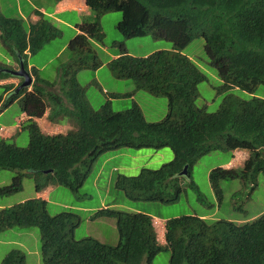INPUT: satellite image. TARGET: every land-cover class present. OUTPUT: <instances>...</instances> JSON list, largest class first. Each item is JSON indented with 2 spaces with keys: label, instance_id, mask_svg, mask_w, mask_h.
Segmentation results:
<instances>
[{
  "label": "trees",
  "instance_id": "1",
  "mask_svg": "<svg viewBox=\"0 0 264 264\" xmlns=\"http://www.w3.org/2000/svg\"><path fill=\"white\" fill-rule=\"evenodd\" d=\"M85 4L90 12L76 24L78 32L67 44L71 57L60 72L58 91L50 90L57 81L43 79L34 66L29 68L34 77L30 89L16 91L14 83L0 84V113L18 101L21 113L28 117L24 128L29 133L25 147L0 139V169L17 171L0 192L21 190L24 176L33 179L36 191L48 184L77 191L95 159L106 151L168 147L174 154L171 161L158 169L141 168L137 175L119 174L115 188L131 200L173 203L184 190L181 180L186 176L179 174L184 166L190 176L194 162L211 151L245 150L248 157L242 168H213L209 183L219 199L221 181L235 178L250 187V194L256 177L264 175V98L226 94L215 111H207L196 100L198 84L208 77L182 50L203 38L209 63L221 79L219 92L237 87L253 94L264 84V0H85ZM110 11L121 12L117 30L124 37L151 35L172 43L171 49L136 56L117 41L113 45L119 53L108 61L114 77L132 80L135 90L166 97L167 112L159 121L146 120L135 101L128 109L113 111L110 98L117 93L94 110L77 81V70L102 66L92 41L103 43L100 17ZM36 13L39 19L25 25L22 18L5 16L0 10L1 41L27 69V56L61 33L47 16ZM7 68L12 66L0 63V81L15 77ZM47 108L50 123L59 124L64 115L74 121V128L45 133L36 119ZM190 186L196 187L192 182ZM100 217L114 218L115 245L91 236L76 240L78 215L72 211L50 215L47 201L40 197L0 209V233L37 227L42 264H152L166 248L169 264H264V211L243 223L195 214L167 219L164 245L159 244L148 213L105 206L91 219ZM0 264H26L25 255L13 249Z\"/></svg>",
  "mask_w": 264,
  "mask_h": 264
},
{
  "label": "rangeland",
  "instance_id": "2",
  "mask_svg": "<svg viewBox=\"0 0 264 264\" xmlns=\"http://www.w3.org/2000/svg\"><path fill=\"white\" fill-rule=\"evenodd\" d=\"M1 10L8 17H18L14 12L21 8L24 12H30L37 8L41 0H10V7H6L3 1ZM52 0H45V7L52 9ZM16 12L20 13L18 10ZM49 18L53 26L60 30V35L45 43L37 52L30 54L28 62L35 63L40 68L39 75L50 82L57 83L50 90L58 91L61 87L60 72L70 61V51L67 49L69 40L77 33L75 24L81 22L79 12L70 11L63 14L67 24H59ZM122 17L119 11H110L101 15L100 22L104 33L103 43L92 41V47L102 62L97 70L82 68L76 71L78 83L84 88L85 96L91 107L96 110L101 107L109 96L117 93V97L110 98V107L113 111H122L132 106L133 101L139 104L144 117L148 121H159L167 112V99L165 96H154L144 90H135L130 79H119L113 76L108 66V61L119 53L114 42L122 41L127 51L136 56L152 53L160 49H171L172 43L166 39H155L151 35L139 38H126L117 30V24ZM25 25L27 20L23 18ZM27 27V26H26ZM0 39V63L13 66L14 56L1 43ZM182 53L190 57L207 75L208 79L198 84L199 97L196 104L205 106L209 112L215 111L226 94L249 99L252 95L264 98V84H260L253 94L232 88L227 92H219L221 79L217 70L210 65L204 49L203 38L192 40ZM3 89L0 87V94ZM131 94V95H130ZM18 101L0 113V139L4 134L13 132V137L7 138L11 143L19 147H25L29 142V133L24 128L26 121L19 122L22 118ZM61 131L74 128V121L64 115L59 118ZM45 119H40L43 124ZM19 122V123H18ZM46 122V121H45ZM7 130V131H6ZM56 130V129H54ZM233 151H211L194 162L190 176L182 178L183 192L179 199L173 203L159 201L131 200L124 196L122 191L115 188V179L119 174L127 176L137 175L141 168L158 169L163 164L173 159V151L164 147L153 148H118L100 154L94 161L92 169L83 184L77 191H73L63 185L51 184L47 197V211L55 215L63 211H72L80 219L79 225L74 230L76 240L87 236L94 237L103 243L115 245L118 241V232L114 218L100 217L91 219V216L99 208L109 206L132 212H144L153 217L155 222L164 223L166 219L181 215H198L206 219H230L233 221L254 219L264 211V175L256 177L257 185L250 190L249 186H243L242 180L221 181L223 197L217 198L209 183V172L216 167L241 168L243 162L239 158L227 166L231 160ZM15 170L0 169V188L10 185ZM195 184V189L190 186ZM47 187L45 188V190ZM35 184L30 176L22 178L21 190L12 194L0 192V209L22 202L37 196ZM161 242L164 239L161 238ZM13 249L21 250L25 255L26 264H42L40 231L37 227L11 228L0 233V262L3 257ZM170 250L159 252L152 264H169Z\"/></svg>",
  "mask_w": 264,
  "mask_h": 264
},
{
  "label": "crops",
  "instance_id": "3",
  "mask_svg": "<svg viewBox=\"0 0 264 264\" xmlns=\"http://www.w3.org/2000/svg\"><path fill=\"white\" fill-rule=\"evenodd\" d=\"M0 1H3L7 8L10 7V4H9L10 0H0ZM41 2L42 3L40 5H38L37 8H33V10H31L30 12H24L21 8L17 9V7H16V10H18L20 13L16 12V10L14 12L18 15V17L26 19L28 22L27 24L33 23L39 18V16L36 13V10H38L39 12H42L44 15L47 14L48 16H50V18L52 17L51 19H53V21H55L59 24H63V25L67 24L66 19L63 17L64 13H67L70 11H75V12H79L80 17H81L82 15H87L90 12L89 8L85 5V0H52L53 5H52V9H50V10H48L45 7V5H44L45 0H41ZM1 7L2 6L0 3V9H1ZM78 23L79 22H77L76 24H78ZM76 24H75V28H76ZM29 55L27 56V62H28ZM13 64H14L13 66L18 65L17 62L14 60H13ZM28 66H29V68L34 66L40 71V68H38V66L33 62H28ZM19 81L20 80L18 78L11 77V78H8L6 80L0 81V84L14 83L15 85H17L19 83ZM21 116H22V120L27 119L25 114L22 113ZM42 118H45V117H42ZM42 118L37 119L39 125L43 127V130H46V131L51 130L52 127L49 123H47V121L44 122L43 124L40 123V119H42ZM9 135H11V132H8V136H5V137H10ZM236 155H238L242 160L248 156L247 152L234 151L232 156L230 157L231 160L229 161V163L226 164L227 166L232 165L233 158H235ZM50 188H51V186H47V189L45 191H42V192L38 193L37 195L47 199L48 192H49Z\"/></svg>",
  "mask_w": 264,
  "mask_h": 264
},
{
  "label": "clouds",
  "instance_id": "4",
  "mask_svg": "<svg viewBox=\"0 0 264 264\" xmlns=\"http://www.w3.org/2000/svg\"><path fill=\"white\" fill-rule=\"evenodd\" d=\"M86 5V4H85ZM1 10V9H0ZM1 12H2V10H1ZM3 13V12H2ZM42 13V12H41ZM43 14V13H42ZM38 15V14H37ZM39 16V15H38ZM46 16V15H45ZM11 17H13V16H11ZM21 18V17H20ZM23 19V18H22ZM39 19V18H38ZM37 19V20H38ZM36 20V21H37ZM82 20V19H81ZM51 22V21H50ZM52 23V22H51ZM53 25V24H52ZM77 29V28H76ZM77 32H78V30H77ZM157 51V50H156ZM150 54V53H149ZM115 55L117 56L118 55V53H115ZM145 55H148V54H145ZM190 58V57H189ZM18 65H15V66H13L11 69H18V67H19V62L17 63ZM26 68V67H25ZM27 69V68H26ZM28 71H29V66H28V69H27ZM29 73H30V71H29ZM31 74V73H30ZM14 76V75H13ZM32 76V75H31ZM16 78H18L20 81H19V83L17 84V86L21 83V81H22V79L21 78H19V77H17V76H15ZM32 78L34 79V77L32 76ZM32 83H33V80H32ZM32 85V84H31ZM31 85L30 86H27V87H29V89L31 88ZM49 109L50 108H47V110H46V113L43 115V117H45V118H43V119H45L44 120V122L45 121H47V123H49L50 125H51V127H52V129L51 130H49V131H46V130H43V127L42 126H40L41 128H42V130L45 132V133H50V134H54V133H58V132H62V133H64L65 131H61L64 127L63 126H60L59 124H53V123H50L49 121H48V119H47V114H48V111H49ZM27 117V116H26ZM28 118V117H27ZM42 118V117H41ZM38 119V118H37ZM37 119H36V121H37ZM19 122H21L22 123V121H26V120H22V118H19ZM18 122V123H19ZM37 123H38V121H37ZM39 124V123H38ZM54 129H56V130H54ZM68 130V129H67ZM5 131V128H0V132H4ZM7 131V130H6ZM4 136H8V132L6 133V134H4ZM10 137H13V132H11V135H9ZM10 137H5V138H10ZM235 151H244V152H247V151H245V150H235ZM234 152V151H233ZM247 155H248V152H247ZM248 157V156H247ZM246 157V158H247ZM237 158H239L240 159V161H242L243 162V165H244V161H245V159L246 158H244L243 160L238 156V155H236V157L235 158H233V162H235V160L237 159ZM185 167V166H184ZM187 167V166H186ZM243 167V166H242ZM241 167V168H242ZM235 168V167H234ZM183 170V169H182ZM48 171H50V170H48ZM48 171H45V172H48ZM180 174V173H179ZM180 175H188V171H187V173L186 174H180ZM47 186H51V184H48V185H46L43 189H41L40 191H36L37 193H40V192H42V191H45V188L47 187ZM37 197H40V198H43V197H41V196H36V197H33V198H37ZM30 199V198H29ZM43 199H45L46 201H47V199L46 198H43ZM25 201V200H24ZM23 202V201H22ZM4 208V207H3ZM2 209V208H1ZM200 217H203V216H200ZM203 218H205V217H203ZM206 219V218H205ZM167 220V219H166ZM248 220H250V219H247L246 221H248ZM152 222H153V225H154V229H155V232H156V236H157V240H158V242H159V244H161V245H164L165 243H166V239H165V223H166V221L164 222V223H160V222H155L154 221V219H153V217H152ZM237 223H243V222H245V221H243V220H239V221H236ZM161 238L162 239H164V242H161ZM1 263V262H0ZM142 264H145V263H142Z\"/></svg>",
  "mask_w": 264,
  "mask_h": 264
},
{
  "label": "water",
  "instance_id": "5",
  "mask_svg": "<svg viewBox=\"0 0 264 264\" xmlns=\"http://www.w3.org/2000/svg\"><path fill=\"white\" fill-rule=\"evenodd\" d=\"M9 73H11L14 76H17L22 79L21 83L16 87V91H18L21 88L30 86L32 84V76L29 73V71L25 68L23 60L19 57V67L18 69H6ZM187 173V167L185 166L183 170L180 172V174H186Z\"/></svg>",
  "mask_w": 264,
  "mask_h": 264
}]
</instances>
